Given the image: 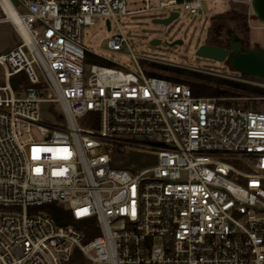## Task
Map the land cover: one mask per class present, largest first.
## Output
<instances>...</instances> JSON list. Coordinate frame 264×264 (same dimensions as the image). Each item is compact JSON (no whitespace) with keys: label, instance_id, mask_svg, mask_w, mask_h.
Segmentation results:
<instances>
[{"label":"built area","instance_id":"obj_1","mask_svg":"<svg viewBox=\"0 0 264 264\" xmlns=\"http://www.w3.org/2000/svg\"><path fill=\"white\" fill-rule=\"evenodd\" d=\"M9 1L22 28L0 52V264H264V110L195 96L133 54L136 71L86 67L97 16L195 14L201 0Z\"/></svg>","mask_w":264,"mask_h":264},{"label":"rangeland","instance_id":"obj_2","mask_svg":"<svg viewBox=\"0 0 264 264\" xmlns=\"http://www.w3.org/2000/svg\"><path fill=\"white\" fill-rule=\"evenodd\" d=\"M158 2L159 0H151L153 5H158ZM143 6V0H127L126 10ZM174 11L179 15L168 25L152 23V19L156 16H167L170 10L124 14L117 16L116 21L108 16L111 22L109 28L106 25L107 17L97 16L93 24L85 25L83 28V45L87 50L86 67L89 68L91 64H101L136 71L137 64L132 57L133 54L145 74L150 72L158 76L169 74L184 80L198 81L190 75L161 69L162 66H167L220 79V82L215 83L220 89L233 90L227 80L264 87V80L240 74L225 61L219 62L195 54L200 44L226 46L229 40L241 42L242 49L255 48L257 45L264 47V24L256 19L251 8V0H201V9L198 13H189L182 6L176 7ZM220 14H225L226 19L220 20L217 17ZM120 31L127 44L124 43L119 50L109 49L106 46L107 40ZM153 38H159L160 43L151 44ZM177 38L182 39V44H168ZM19 41L15 24L7 20L0 22V52L7 51ZM44 96L50 97L52 94L48 93ZM228 97H231L227 99L230 103L264 110V96L241 93L239 96ZM53 108L59 110L56 103H53ZM39 119L49 122L56 119L50 103L40 104ZM143 159L144 166L154 163L153 158L144 156Z\"/></svg>","mask_w":264,"mask_h":264},{"label":"water","instance_id":"obj_3","mask_svg":"<svg viewBox=\"0 0 264 264\" xmlns=\"http://www.w3.org/2000/svg\"><path fill=\"white\" fill-rule=\"evenodd\" d=\"M251 8L256 19L264 24V0H251ZM177 11H170L167 16L154 17L152 23L168 25L171 21L178 17ZM106 25L109 28V20H106ZM159 38H153L150 43H160ZM182 39L177 38L169 45L182 44ZM195 54L197 56L212 59L215 61L230 64L234 70L240 74L255 77L264 80V47L257 45L255 48L246 47L242 49V44L239 41L229 40L226 46H218L210 43L200 44ZM19 76L11 78L10 83L13 88L18 84Z\"/></svg>","mask_w":264,"mask_h":264},{"label":"trees","instance_id":"obj_4","mask_svg":"<svg viewBox=\"0 0 264 264\" xmlns=\"http://www.w3.org/2000/svg\"><path fill=\"white\" fill-rule=\"evenodd\" d=\"M217 17L220 20H225L227 16L225 14H220ZM161 69L171 70L178 74L190 75L191 77L196 78L198 81H189V80L180 79L177 76H171L169 74H160L161 76L171 79L175 82H185L189 84L192 93L195 96H239V94L241 93H251L254 95L264 96V87L261 86L227 80L226 82L233 88V90L234 89L237 90L239 92L238 93L237 91H233V90L231 91L230 89L218 88L215 85V83L220 82V79L218 80L216 78L201 73L189 72L176 67H167V66H162ZM149 74L155 75L154 73L151 72ZM42 207L45 210H47L51 215H53L60 224L70 220L69 212L63 209L61 206H57L54 203H52V204L44 205Z\"/></svg>","mask_w":264,"mask_h":264},{"label":"bare ground","instance_id":"obj_5","mask_svg":"<svg viewBox=\"0 0 264 264\" xmlns=\"http://www.w3.org/2000/svg\"><path fill=\"white\" fill-rule=\"evenodd\" d=\"M2 5L6 12L7 20L13 24H15L19 29H21V23L19 20V16L17 15L16 11L14 10L11 2L9 0H2ZM22 35L26 36L24 31H21Z\"/></svg>","mask_w":264,"mask_h":264}]
</instances>
